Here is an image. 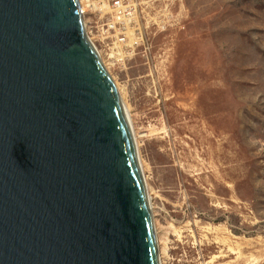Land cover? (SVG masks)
<instances>
[{
	"label": "rangeland",
	"instance_id": "374dc122",
	"mask_svg": "<svg viewBox=\"0 0 264 264\" xmlns=\"http://www.w3.org/2000/svg\"><path fill=\"white\" fill-rule=\"evenodd\" d=\"M82 1L129 116L159 263L264 264V0ZM115 3L134 20L104 44Z\"/></svg>",
	"mask_w": 264,
	"mask_h": 264
},
{
	"label": "water",
	"instance_id": "95a60500",
	"mask_svg": "<svg viewBox=\"0 0 264 264\" xmlns=\"http://www.w3.org/2000/svg\"><path fill=\"white\" fill-rule=\"evenodd\" d=\"M0 264H160L129 116L79 0H0Z\"/></svg>",
	"mask_w": 264,
	"mask_h": 264
},
{
	"label": "built area",
	"instance_id": "2783aa9c",
	"mask_svg": "<svg viewBox=\"0 0 264 264\" xmlns=\"http://www.w3.org/2000/svg\"><path fill=\"white\" fill-rule=\"evenodd\" d=\"M134 20V10L132 8L124 7L121 4H114L112 8V18L106 24H103L99 31H97L101 42H106L113 36L112 34L120 35L123 30L128 29L130 22ZM114 37V36H113ZM119 42L122 43L121 38Z\"/></svg>",
	"mask_w": 264,
	"mask_h": 264
},
{
	"label": "bare ground",
	"instance_id": "6f19581e",
	"mask_svg": "<svg viewBox=\"0 0 264 264\" xmlns=\"http://www.w3.org/2000/svg\"><path fill=\"white\" fill-rule=\"evenodd\" d=\"M79 2H80L81 10H82V13H83V12H84V10H83V9H84V8H83V4H84V3H82V2H83L82 0H79ZM132 133H133V132H132ZM141 172H142V170H141ZM160 248H161V247H160ZM160 257H161V256H160Z\"/></svg>",
	"mask_w": 264,
	"mask_h": 264
}]
</instances>
